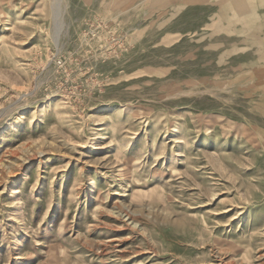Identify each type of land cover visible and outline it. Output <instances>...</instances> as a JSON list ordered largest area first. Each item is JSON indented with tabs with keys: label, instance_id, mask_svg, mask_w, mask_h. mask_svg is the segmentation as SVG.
I'll return each mask as SVG.
<instances>
[{
	"label": "rangeland",
	"instance_id": "1",
	"mask_svg": "<svg viewBox=\"0 0 264 264\" xmlns=\"http://www.w3.org/2000/svg\"><path fill=\"white\" fill-rule=\"evenodd\" d=\"M0 264H264V0H0Z\"/></svg>",
	"mask_w": 264,
	"mask_h": 264
},
{
	"label": "bare ground",
	"instance_id": "2",
	"mask_svg": "<svg viewBox=\"0 0 264 264\" xmlns=\"http://www.w3.org/2000/svg\"><path fill=\"white\" fill-rule=\"evenodd\" d=\"M46 106H50V105H53V106H58V107H55L56 109L58 108V114H59V116L62 118V117H64V111L62 110V109H60L61 107H62V105H64V101H61V100H59V99H57V100H52V101H48L46 104H45ZM45 106V107H46ZM61 106V107H60Z\"/></svg>",
	"mask_w": 264,
	"mask_h": 264
}]
</instances>
